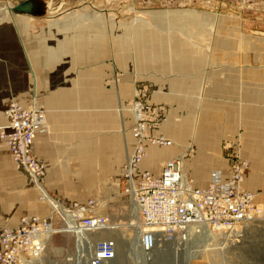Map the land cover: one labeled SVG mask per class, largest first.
<instances>
[{"label":"crops","instance_id":"0c3cea01","mask_svg":"<svg viewBox=\"0 0 264 264\" xmlns=\"http://www.w3.org/2000/svg\"><path fill=\"white\" fill-rule=\"evenodd\" d=\"M134 18L95 0L45 19L0 15V129L12 100L39 96L48 121L35 145L47 166L42 186L62 203L85 202L88 186L119 175L135 152L133 95L145 89L141 102L163 115L149 134L170 145L146 143L143 171L159 175L178 159L186 178L205 187L234 161L223 143L237 141L250 168L244 187L262 201L264 35H247L244 17L214 16L203 28L195 11ZM36 189L0 135V224L48 217Z\"/></svg>","mask_w":264,"mask_h":264},{"label":"built area","instance_id":"2783aa9c","mask_svg":"<svg viewBox=\"0 0 264 264\" xmlns=\"http://www.w3.org/2000/svg\"><path fill=\"white\" fill-rule=\"evenodd\" d=\"M136 93L132 112L137 144L127 161L126 174L135 191L143 226L140 248L146 253L152 252L158 235H161L158 242L185 239L192 226L205 225L215 231L239 233L245 227L264 224V203L258 194L244 187L249 163L238 154L232 155L234 161L226 170L214 171L205 187L186 178L182 161L178 159L169 160L159 175L141 169L146 143L167 147L170 142L149 134L163 115L159 109L141 102L145 92L136 90ZM5 114L8 122L0 129V135L7 142L13 163L31 185L43 188L47 166L38 157L35 145L38 136L48 131L45 111L36 104L29 106L12 100ZM56 202L60 210L51 206L48 217H22L14 227L0 224V264H38L48 241L58 234H72L77 239L83 234L114 230L110 219L98 212L94 199ZM94 246L89 264L115 259L116 239L101 238L95 240Z\"/></svg>","mask_w":264,"mask_h":264},{"label":"rangeland","instance_id":"374dc122","mask_svg":"<svg viewBox=\"0 0 264 264\" xmlns=\"http://www.w3.org/2000/svg\"><path fill=\"white\" fill-rule=\"evenodd\" d=\"M63 1L65 0H0V15L25 14L36 15L45 19L50 16V12L54 13L57 10L61 13L69 8L73 9V6L78 4V0H66L71 2V7H68V4H64L66 7H60ZM95 1L98 6H102L111 14L135 17V23L139 18L153 16L159 11L166 13L195 11L199 18V28L205 27V22L214 16L219 17V19L230 17L237 20L244 17L249 22L244 28L247 35L261 37L264 35V0ZM215 28V32L219 30L218 27ZM137 90L146 91L140 88ZM136 95L135 91L133 96ZM38 97L29 96L28 100L22 102L29 106L36 104L45 111L46 109L38 104L40 100ZM223 151L226 158L234 153L241 154L237 141L224 142ZM122 166L118 171L119 175L102 177L99 183H92L88 186V189L85 190V197L79 199L80 201L86 200L92 196L91 198L97 204L98 212L110 219L114 225V230L88 234L86 235L88 241L82 244L78 242L80 238L76 239L72 234L55 235L48 241L44 256L38 264H89L95 251L94 242L101 238L104 239L102 234L110 235L117 240L119 251L126 253V264H218V261L222 264H264V224L257 225L259 227L256 228L253 227L254 229L249 230L250 233L246 237L247 231H244L246 233L243 234L239 242L232 241L226 234L222 236L217 234L214 236L215 238L208 239L210 241H202L199 239L200 235L197 238L196 236L190 238L186 232L185 239H176L170 243L164 242V246H160L158 252L150 255L143 253L139 245L143 226L140 217L137 222L135 221L132 211L133 193L135 191H133L130 178L126 174L127 162ZM262 183V186L258 183L255 184H258L257 190L261 192V197L264 199V176H262ZM254 192L257 194L256 191ZM48 193L53 199L63 202L54 194ZM40 199L44 201L41 197ZM263 199L262 202L264 203ZM250 227L252 226L245 227L244 230H248Z\"/></svg>","mask_w":264,"mask_h":264},{"label":"bare ground","instance_id":"6f19581e","mask_svg":"<svg viewBox=\"0 0 264 264\" xmlns=\"http://www.w3.org/2000/svg\"><path fill=\"white\" fill-rule=\"evenodd\" d=\"M36 190H39L38 192H40L41 193V195L43 196V199H44V201H45V203H47L48 205H50V206H53V207H56L57 209H59L60 210V207L58 206L59 204L48 194V192L45 190V188L43 187V188H37ZM132 211H133V217H134V219H135V221L137 222V220H138V218L140 217L139 216V208H138V204H137V202H136V200H135V193H133V204H132ZM256 228V227H259V226H252V227H250V228H248V230H244L245 228H243L242 230H241V232H239V233H234V232H221V231H215V230H212V229H210V228H208L207 226H205V225H203V226H192V227H190L189 228V230L187 231V235L191 238V237H195L196 236V238L197 237H199V235L201 236L199 239H201L202 241H204V240H208V239H211V238H215L214 236L215 235H217L218 234V236H222V235H224V234H226V235H229V237H230V239H232V241H237V242H239V240H240V237H243V234H245L246 232H244V231H247V233L245 234V237H246V235H248L250 232H248L249 230L250 231H252L254 228ZM195 228H196V230H195ZM199 228V229H198ZM107 231V230H106ZM109 231V230H108ZM141 232H143V230L141 231ZM103 233H105V232H103ZM83 235H85V236H83ZM83 235H80L78 238H80L79 240H78V242H81V243H79V244H82V243H84V242H86V241H88V239L86 238V235H88V234H83ZM103 235V238L104 239H106V238H112V236L110 237V235H108V236H105V234H102ZM140 235H142V234H140ZM161 237V235H158L157 236V243H156V247H155V249L152 251V252H149V253H146V252H144L141 248H140V250L143 252V253H145V254H148V255H150V254H152V253H155V252H158V250H159V248H160V246H164L163 245V243L165 242L164 240H162V241H160V242H158V239ZM223 238V237H222ZM225 238H227V237H225ZM51 239V238H50ZM84 239V240H83ZM115 239V238H114ZM187 239V238H186ZM208 241H210V240H208ZM208 241H205V242H208ZM165 244V243H164ZM118 252H119V249H118ZM217 253H219V252H217ZM210 256V255H209ZM217 264V263H216ZM218 264H222V262H220L219 263V261H218Z\"/></svg>","mask_w":264,"mask_h":264},{"label":"water","instance_id":"95a60500","mask_svg":"<svg viewBox=\"0 0 264 264\" xmlns=\"http://www.w3.org/2000/svg\"><path fill=\"white\" fill-rule=\"evenodd\" d=\"M125 261H126V253L117 251V255H116L115 259L112 261H109L107 263H104V264H126Z\"/></svg>","mask_w":264,"mask_h":264}]
</instances>
